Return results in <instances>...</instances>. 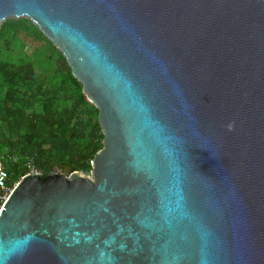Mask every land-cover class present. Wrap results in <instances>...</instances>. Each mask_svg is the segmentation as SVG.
Segmentation results:
<instances>
[{"label":"water","instance_id":"obj_1","mask_svg":"<svg viewBox=\"0 0 264 264\" xmlns=\"http://www.w3.org/2000/svg\"><path fill=\"white\" fill-rule=\"evenodd\" d=\"M99 110L92 178L30 173L0 264H264V0H0Z\"/></svg>","mask_w":264,"mask_h":264},{"label":"trees","instance_id":"obj_2","mask_svg":"<svg viewBox=\"0 0 264 264\" xmlns=\"http://www.w3.org/2000/svg\"><path fill=\"white\" fill-rule=\"evenodd\" d=\"M3 26L9 32H15L22 26L23 33L34 42L45 39L28 20L8 22V26ZM58 53L62 58L61 70L64 73L60 87L63 91L72 90L78 95V102L64 116L57 111L53 100H48L44 105L42 115L26 114V102L16 96L15 91L30 84L31 66L17 71L0 69V90L3 87L8 90L4 101L0 102V156L8 146L13 145L12 155L17 153L18 157L23 158L21 162L11 165L10 172L14 174L12 184L27 175L30 166L43 171L44 176L57 172L56 168L53 169L56 164L62 165L68 174L76 171L91 173L92 161L104 148L105 136L98 121L99 110L87 100L83 85L73 76L62 52ZM81 105L84 107L82 112L79 111ZM6 124L10 131L19 135L18 139L6 137ZM48 165L50 169L46 168Z\"/></svg>","mask_w":264,"mask_h":264},{"label":"rangeland","instance_id":"obj_3","mask_svg":"<svg viewBox=\"0 0 264 264\" xmlns=\"http://www.w3.org/2000/svg\"><path fill=\"white\" fill-rule=\"evenodd\" d=\"M21 20H28L35 25L28 17L8 18L0 25V69L3 71H17L25 66H31L32 78L30 84L25 87H19L15 91V95L26 102V114L42 115L44 105L48 100H53L57 111L64 116V114L78 102V95L72 90L63 91L60 87L61 76L64 75L61 70L62 58L58 53L61 51L41 31L45 39L40 42H34L32 38L23 33L21 30L22 26H19L15 32H9L8 29H5L3 26V24H7L8 26V22H18ZM7 92L8 90L6 87L0 90L1 103L4 101ZM87 100L89 101L88 98ZM83 110L84 107L81 105L79 111L82 112ZM9 129L10 128H8L6 124V137L18 139L19 135L14 134ZM10 146L2 153L0 161L4 168L9 171L12 180L14 174L10 172L11 165L16 162H21L23 158L21 156L18 157L16 152V155L13 156V145ZM11 155L13 157H11ZM49 166L50 165L46 168L50 169ZM54 166L53 169L56 168V173L68 174L67 170L64 169L62 165L56 164ZM45 172L48 171L46 170ZM40 173L44 174L43 171H40ZM79 174L92 178V172H79Z\"/></svg>","mask_w":264,"mask_h":264},{"label":"built area","instance_id":"obj_4","mask_svg":"<svg viewBox=\"0 0 264 264\" xmlns=\"http://www.w3.org/2000/svg\"><path fill=\"white\" fill-rule=\"evenodd\" d=\"M30 168L31 170L29 174L30 173H40L33 166H30ZM16 186H17V183H14V184L11 183V176L9 172L4 168V166L2 165L0 161V204H1L0 210L2 209L3 205L8 201V199L10 198Z\"/></svg>","mask_w":264,"mask_h":264}]
</instances>
